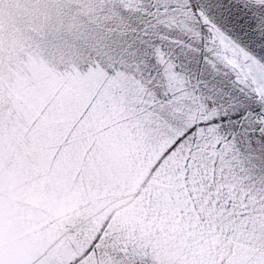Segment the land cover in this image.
<instances>
[{"label":"snow or ice","instance_id":"snow-or-ice-1","mask_svg":"<svg viewBox=\"0 0 264 264\" xmlns=\"http://www.w3.org/2000/svg\"><path fill=\"white\" fill-rule=\"evenodd\" d=\"M0 264H264V0H0Z\"/></svg>","mask_w":264,"mask_h":264}]
</instances>
